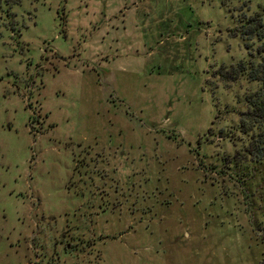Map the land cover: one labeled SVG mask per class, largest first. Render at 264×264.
<instances>
[{"label": "rangeland", "instance_id": "obj_1", "mask_svg": "<svg viewBox=\"0 0 264 264\" xmlns=\"http://www.w3.org/2000/svg\"><path fill=\"white\" fill-rule=\"evenodd\" d=\"M264 0H0V264H264L240 126ZM264 132V129H263Z\"/></svg>", "mask_w": 264, "mask_h": 264}, {"label": "trees", "instance_id": "obj_2", "mask_svg": "<svg viewBox=\"0 0 264 264\" xmlns=\"http://www.w3.org/2000/svg\"><path fill=\"white\" fill-rule=\"evenodd\" d=\"M237 30L246 40L254 37L262 39L264 37V22H262L260 13L257 12L246 17ZM262 46V51H264V42ZM217 73L224 80H234L239 75L246 73L250 79L261 82L258 89L246 96V109L240 113L242 131L251 133L247 147L248 152L255 158H260L264 154V56L256 65L243 60L229 66L222 64Z\"/></svg>", "mask_w": 264, "mask_h": 264}]
</instances>
